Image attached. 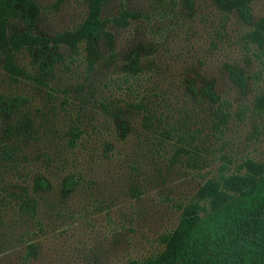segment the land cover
I'll list each match as a JSON object with an SVG mask.
<instances>
[{
	"label": "rangeland",
	"instance_id": "374dc122",
	"mask_svg": "<svg viewBox=\"0 0 264 264\" xmlns=\"http://www.w3.org/2000/svg\"><path fill=\"white\" fill-rule=\"evenodd\" d=\"M34 1V34L49 38L88 13L87 0ZM123 9L138 16L109 28L114 57L91 73L83 48L63 46L56 56L22 50V75L5 71L0 58V264L150 258L203 183L247 159L264 162V40L254 35L264 0L250 4L247 23L212 0H108L102 18ZM135 52L140 74L124 85ZM106 54L113 53L104 46ZM43 56H52L47 73L38 65ZM225 66L247 77L243 91ZM207 82L221 97L218 108L189 94V83ZM139 102L142 109L130 107ZM214 111L227 114L225 125L214 127ZM171 129L177 133L167 137ZM70 177L75 185L65 193Z\"/></svg>",
	"mask_w": 264,
	"mask_h": 264
},
{
	"label": "trees",
	"instance_id": "16d2710c",
	"mask_svg": "<svg viewBox=\"0 0 264 264\" xmlns=\"http://www.w3.org/2000/svg\"><path fill=\"white\" fill-rule=\"evenodd\" d=\"M107 1L87 0L88 13L84 21L73 30L49 38L34 34L39 17V7L34 0H0V58H3L0 60L3 69L14 75H22L24 72L16 64V56L22 50L34 49L46 54L51 49L56 56V49L64 46L73 53L83 48L87 71L93 72L101 60L108 61L114 57L113 36L109 28L123 29L138 16L123 9L116 16L102 18L103 6ZM212 2L219 10L234 11L242 21L249 22L253 0ZM13 24L21 27L10 33V25ZM255 27V37L264 40V19L258 21ZM104 46L113 54L102 55ZM50 57L43 56L39 60V68L44 73L51 69ZM125 65L122 75L124 85L131 77L140 74L137 52L128 58ZM225 69L229 80L243 91L247 77L237 68L225 66ZM38 79L42 85L43 78ZM187 89L191 97L206 100L212 107L218 108L221 103V97L215 92L213 84L207 82L197 88L194 83H189ZM140 103L139 106L128 105L142 109ZM114 114L116 118L121 115L116 111ZM149 117L146 116L144 120L148 122ZM213 117L214 127L219 123L225 125L227 121V114L222 111L218 114L214 111ZM127 130L124 120L120 124V131L125 133ZM163 132H166L167 137L177 133L176 129ZM71 136L74 145L80 131L77 128L72 130ZM74 185L73 177L66 178L62 189L68 193ZM36 186L41 190L46 188L42 180H38ZM162 242L164 249L160 253L129 264H264V162L247 159L235 173L220 172L215 178L203 183L183 207L175 229L164 236Z\"/></svg>",
	"mask_w": 264,
	"mask_h": 264
}]
</instances>
